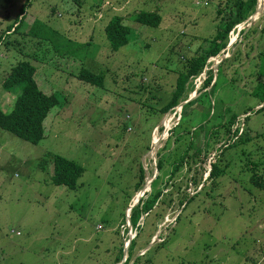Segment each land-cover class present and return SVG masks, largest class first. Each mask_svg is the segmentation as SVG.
<instances>
[{
	"label": "rangeland",
	"instance_id": "obj_1",
	"mask_svg": "<svg viewBox=\"0 0 264 264\" xmlns=\"http://www.w3.org/2000/svg\"><path fill=\"white\" fill-rule=\"evenodd\" d=\"M234 2L0 0V109L12 108L19 89L5 92L1 83L23 61L35 69L37 87L59 102L36 145L0 130V264H113L120 240L124 248L136 235L128 231L122 238L126 209L139 192L144 200L159 191L162 204L139 222L134 252L154 241L139 264H264V188L250 182L252 174L264 181V110L257 111L264 102L260 93L252 95L264 79V0H256L254 13L232 29L227 48L208 58L186 99L209 89L197 93L211 71L215 119L234 114L244 142L233 146L226 136L211 145L205 163L187 159L176 169L200 116L189 111L181 118L177 106L159 113L177 76L208 50ZM139 12L157 13L159 26L134 22ZM113 17L122 19L130 35L127 45L111 53L104 28ZM34 21L75 44L89 43L92 54L85 60L80 54L81 63L54 54L52 46L28 34ZM80 68L102 75V86L78 81ZM220 149L224 176L198 192ZM54 156L83 168L74 189L50 183ZM140 168L144 186L137 192ZM191 177L200 180L199 187L194 189ZM196 193L179 206L177 199ZM161 234L164 243L154 246Z\"/></svg>",
	"mask_w": 264,
	"mask_h": 264
},
{
	"label": "trees",
	"instance_id": "obj_2",
	"mask_svg": "<svg viewBox=\"0 0 264 264\" xmlns=\"http://www.w3.org/2000/svg\"><path fill=\"white\" fill-rule=\"evenodd\" d=\"M71 1L78 5L81 0ZM255 3L256 0H235L228 10V13L224 15L223 19H221L219 23L220 26L207 45L208 50L206 52H202L200 55H196L195 58H192V60L187 63L186 72L180 73L177 76L174 89L169 100L159 110L161 115L186 101L188 94L193 88L191 84L192 80L202 73L208 58L216 56L226 47V44L228 43V36L232 29L245 22L254 13ZM133 21L144 27L157 28L160 24L161 18L157 13L139 12L137 15H134ZM16 23L17 22L14 23V26ZM18 26L19 25L16 26V29ZM28 34L35 37V39L40 38L43 43L52 46L54 54L59 56H68L71 58L75 57V59H77L80 63L82 62L81 60L89 58L90 54H92V52L88 49L90 45L89 43L75 44L72 41L55 34L52 30L39 24L38 21H34L31 24ZM104 35L106 41L108 42L109 51L114 53L117 52L120 47L128 44L130 29L122 24L121 18L113 17L106 24L104 28ZM80 54L83 55L81 60L79 59ZM34 74L35 69L28 62H19L11 68L7 76L3 79L1 86L5 92L11 93L15 88L19 89V92L13 101L11 110L8 113H5L0 109V130L32 145L38 144L43 139V123L50 111L59 105V102L54 94H44L37 87L34 81ZM205 74L206 78L197 93L199 94L202 89H209L199 94L195 99L184 104L180 110L181 118L188 115L189 111H196L199 113L200 121L196 126H194L193 130L189 132L191 139L188 143V148L184 156L185 158L179 160L176 169L180 168L187 159L193 163L198 161L199 163H205L211 153V145L214 144V142L218 144L221 140L223 141L226 136L232 141L233 146L236 143L244 142V139L241 138L243 133H240L239 127L237 126L234 128L236 121V116L234 114L223 113L221 119H215L218 115L214 112L213 104L210 105L215 82L212 83L213 74L211 71H206ZM74 77L78 81L92 87L100 88L102 86L103 76L96 75L84 68H80L74 74ZM254 90L255 91L252 95L255 96V94L260 93L262 104L264 102V79L258 80ZM205 102L207 103V106L204 105ZM204 106L207 108V111H204ZM261 110H264V106L257 111L259 112ZM227 115H229V117H227ZM237 136L239 137L238 142L235 141ZM190 151H192V153L188 154ZM217 152H219V154L215 156V161L210 163L208 177L202 183L198 192H202L208 186L212 188L216 180L224 176L225 168L220 166V161L218 159V157L222 155V151L220 149L217 150ZM155 167L158 172L161 171V158L157 161ZM198 170L202 171L203 169L198 168ZM138 171V181L134 187L137 192H139L144 185V172L141 168ZM82 173L83 168L81 166L60 156H54L52 159L50 183L53 186L74 189ZM154 181L153 184L155 183ZM250 182L252 185L257 187V189L264 188V181H262L261 178L255 174L250 176ZM199 183V179L191 177V184L194 186V189L197 188ZM177 189L181 192L180 188ZM197 193L193 196L185 194L183 195V198L180 197L177 199L179 206L181 207L184 202H191L194 200ZM162 195V192L159 191L154 193L150 198L147 197L144 200L141 198L139 203L134 208L130 209V227L131 231L135 232L136 235L130 241L126 251V259L122 264H139V262L143 259L145 254L136 257L138 252H134L136 241L139 239V232L142 228V226H139V222L141 219L144 222L146 218L152 215L151 213L154 210L153 208L160 203L159 198L162 197ZM160 204H162V202ZM177 219L178 218H176V221ZM124 222L125 217L121 223V227H123L122 238H125L127 233V230L124 228ZM162 235L163 234L159 236L161 242L154 246H160L164 243ZM121 240L119 242V247L113 264H119L122 260L123 244ZM148 244L149 243L146 245ZM144 263L148 264L149 261L146 260Z\"/></svg>",
	"mask_w": 264,
	"mask_h": 264
},
{
	"label": "water",
	"instance_id": "obj_3",
	"mask_svg": "<svg viewBox=\"0 0 264 264\" xmlns=\"http://www.w3.org/2000/svg\"><path fill=\"white\" fill-rule=\"evenodd\" d=\"M250 20V19H249ZM248 20V21H249ZM247 21V22H248ZM250 23V22H249ZM227 48V47H226ZM188 102H190V100H187V101H185L184 103H182V104H180L179 106H177L178 107V110H181V107L184 105V104H186V103H188ZM155 178H156V175H153V181L155 180ZM144 186V185H143ZM142 186V187H143ZM139 193H141V194H139V198L141 197V196H143V194H144V192H139ZM139 198H137V200L130 206V207H128L127 209H126V211H125V227H126V229H127V232L129 231H131V227H130V220H129V217H130V209H132V208H134L138 203H139ZM158 235L159 234H156V239H158ZM132 240V238H128V240H127V242L125 243V246H124V248H123V257H122V260H121V262L119 263V264H122L124 261H125V259H126V251H127V248H128V246H129V244H130V241ZM154 244V241L153 242H150L149 244H148V247L147 248H145L144 250H142L141 252H139L137 255H136V257H139V256H142L145 252H146V250L149 248V247H151L152 245Z\"/></svg>",
	"mask_w": 264,
	"mask_h": 264
},
{
	"label": "bare ground",
	"instance_id": "obj_4",
	"mask_svg": "<svg viewBox=\"0 0 264 264\" xmlns=\"http://www.w3.org/2000/svg\"><path fill=\"white\" fill-rule=\"evenodd\" d=\"M166 122H167V120H166ZM154 141H155V140H154ZM154 144H155V143H154ZM152 151H153V150H152ZM149 153H150V152H149ZM151 153H152V152H151ZM150 183H151L150 181H147V185H146V186H147V188H149V186H150Z\"/></svg>",
	"mask_w": 264,
	"mask_h": 264
},
{
	"label": "crops",
	"instance_id": "obj_5",
	"mask_svg": "<svg viewBox=\"0 0 264 264\" xmlns=\"http://www.w3.org/2000/svg\"><path fill=\"white\" fill-rule=\"evenodd\" d=\"M13 26H14V24H13Z\"/></svg>",
	"mask_w": 264,
	"mask_h": 264
}]
</instances>
